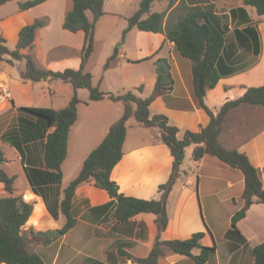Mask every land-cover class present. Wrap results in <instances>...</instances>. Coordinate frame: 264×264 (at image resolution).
<instances>
[{
	"label": "crops",
	"instance_id": "obj_1",
	"mask_svg": "<svg viewBox=\"0 0 264 264\" xmlns=\"http://www.w3.org/2000/svg\"><path fill=\"white\" fill-rule=\"evenodd\" d=\"M17 1L18 10L14 14L16 18L13 19L15 26L11 39L3 31V23L8 16L0 18V36L7 39L8 48H16L19 32L24 26L36 19L47 18L48 24L37 31L33 47L23 50L22 53L31 55L36 65L44 70L79 69L85 34L82 31L71 33L63 29L65 16L72 9L71 0H47L27 11H20L19 3L30 0ZM142 1L105 0L103 10L106 15H126L128 20L139 10ZM208 1L214 4L218 15L230 16V30L221 66L231 74L224 76L205 97L208 108L217 114L226 102L238 99L247 88L264 85V17L259 16L254 7L246 6V0ZM156 2H162L158 10H155ZM177 4L168 10L169 1L157 0L152 3L151 13H170ZM239 9H244L246 13L237 12ZM88 16L92 20L90 13ZM248 27L254 31L246 32ZM135 29L137 28L132 30ZM136 32L137 41L132 52L134 56H129L130 48L126 42L120 48L115 47L113 53L117 50V57L111 61L108 71L118 70L124 77L127 76L125 71L128 65L135 64L136 61H145L151 57L168 59L174 79L173 90L152 103L150 115L166 116L169 124L179 129L177 136L180 140L187 131H201L209 124L210 117L199 106L195 97L191 62L181 57L175 44L167 40L165 35L140 30ZM256 34L260 42L259 53L256 48ZM245 53L255 58L251 59ZM90 59L86 65L89 73ZM154 59H151L153 64ZM0 61L3 62L0 67V148L5 155L1 168L10 177L16 178L17 193L33 204V213L24 231L30 229L38 233L59 230L67 221L60 207L65 196L64 190L79 175L89 154L102 143L111 126L119 120V111L114 107L117 103L107 101L108 99L91 102L89 97L87 99L81 96V91H66L65 106L56 108L52 100L58 91H49L53 94L50 95L51 99H47L45 91L35 89L34 83L40 82L24 81L21 78L25 61H15L13 65L1 59ZM13 74L15 79L11 78ZM145 75L144 73L140 79ZM92 76L94 79L93 74ZM146 77L147 82L155 87V65L152 73ZM41 82L52 87L56 81ZM103 82L102 77L97 85L100 89ZM13 87L15 91L12 90ZM75 94L81 102L77 106V121L69 134L67 157L61 167L62 181L44 183L34 172L46 171L44 142L31 141L19 150L5 142L4 137H7L10 129H18L20 108L61 110L69 105ZM153 108H156L154 113ZM238 109L229 113L219 141L227 149L245 153L260 170L264 184V107L245 106ZM22 115L36 120L32 116ZM237 115L243 117L238 124L234 120ZM136 128L131 137L127 134L123 157L113 169L111 179L125 196L160 200L159 187L170 179L174 158L169 148L160 141L159 128H146L139 123ZM53 130L51 128L49 133ZM143 134L146 135L144 139L141 138ZM192 152V148L187 150L181 166L182 176L168 197L169 220L160 235L156 215L142 213L127 222H119L115 217V206L110 204L112 199L109 194L91 183H83L77 188L72 200L71 213L76 220L74 228L50 244L29 242L28 252L40 256L44 264H93L96 261L104 264H134L123 257L121 252H127L136 258H146L158 236L161 241H172L187 240L196 233H203L201 244L216 246L215 254L205 264H255L252 250L264 243V204H253L245 218L238 223L239 231L247 240L246 244H239L228 238L232 217L244 205L243 174L212 156H205L201 161L194 162ZM217 212L226 224L218 231L213 225ZM200 252L199 249H194L192 253L199 255ZM157 264L196 263L188 256L165 250Z\"/></svg>",
	"mask_w": 264,
	"mask_h": 264
},
{
	"label": "trees",
	"instance_id": "obj_2",
	"mask_svg": "<svg viewBox=\"0 0 264 264\" xmlns=\"http://www.w3.org/2000/svg\"><path fill=\"white\" fill-rule=\"evenodd\" d=\"M14 0H0V7ZM47 0H30L19 3L20 11H27ZM157 0H143L139 10L128 19V28L124 34L137 28L140 31L161 33L166 39L173 42L182 58L192 64L193 91L199 103L210 117L209 124L199 132L187 131L183 139H178L179 129L169 124L164 115H150V106L161 96L168 95L173 90L174 79L171 73V64L168 59L159 58L155 61L157 79L153 93L148 98L138 97L129 91L116 95L101 91L99 86L93 85V76L86 71V65L95 48L96 23L105 14L103 7L105 0H71L72 9L67 12L63 29L71 33L82 31L85 34V43L81 51L79 69H65L63 71L44 70L36 65L31 55H25L23 50L31 49L34 45L37 31L48 24V19H36L33 23L24 26L18 35L16 48L11 50L7 40L0 36V59L13 65L15 61H25V69L21 73L24 81H62L70 84L74 91L87 89L90 101L109 99L124 104L122 117L111 126L102 143L94 149L87 159L79 175L64 190V199L61 210L66 216V224L55 231L34 232L40 238V243L50 244L65 236L76 224L71 213L72 200L77 188L83 183H91L95 187L106 191L115 206V217L119 222H127L131 218L142 214H154L157 217L159 235L168 224L167 202L168 197L182 176L181 166L186 152L192 148L194 162L201 161L205 156L217 158L232 169L239 170L244 177L245 187L242 193L244 205L232 217L231 229L227 237L246 244L247 240L238 229V223L245 218L247 211L253 204H264V184L261 173L248 156L238 150H230L222 146L219 141L224 123L232 110L240 107H264V85L247 88L245 93L235 100L226 102L217 114H214L206 105L205 97L209 90L214 89L220 80L231 74L222 69L221 59L230 30V16H220L215 11L214 4L202 0H167L169 9L177 6L170 12L151 13L152 3ZM194 1V3H193ZM246 6L254 7L257 14L264 17V0H246ZM237 12H244L239 9ZM235 12V13H237ZM88 13L92 15L90 20ZM247 15V14H246ZM232 19L234 18L231 15ZM249 24V21H248ZM254 31L248 27L246 32ZM255 33V32H254ZM241 36L244 38L243 34ZM256 38V48L259 53L260 42ZM242 39V38H241ZM257 53V54H258ZM117 57V50L108 59L104 68L108 69L112 60ZM152 58V57H151ZM138 62V61H137ZM143 91V86L138 88ZM80 99L75 94L69 105L61 110L52 108H20L18 129L8 131L5 142L17 149L31 141L44 142V163L46 171L34 170L41 181L48 183L62 181V164L68 153V140L72 126L77 121V106ZM135 105V108L133 107ZM36 120H30L26 116ZM134 118L146 128H159L160 141L165 144L174 158L173 171L167 183L159 187L160 200H144L125 196L119 186L111 179V173L123 157V145L127 137V122ZM54 128L52 132L49 130ZM5 162V155L0 148V263L3 264H44L40 256L30 254L27 250L28 239L24 231L33 213V204L27 202L23 195L17 193L15 177H10L1 165ZM109 204V205H110ZM203 233H196L187 240L161 241L158 236L153 249L146 258H136L127 252L121 255L134 264H157L165 250L188 256L196 264H205L215 254L216 246H203ZM199 249V255H193V250ZM255 264H264V243L252 250ZM93 264H104L99 261Z\"/></svg>",
	"mask_w": 264,
	"mask_h": 264
},
{
	"label": "rangeland",
	"instance_id": "obj_3",
	"mask_svg": "<svg viewBox=\"0 0 264 264\" xmlns=\"http://www.w3.org/2000/svg\"><path fill=\"white\" fill-rule=\"evenodd\" d=\"M70 3V1H69ZM162 2H156L155 4V10L160 9V5ZM18 10V1H13L10 2L2 7H0V18L1 17H6L8 16L7 21H5L3 23L4 25V29L3 31L6 32V34L9 36V38L11 39L12 37V31H13V26H15L13 24V19L16 18L15 17V13ZM104 14L102 16V18H100L96 24V46H95V52L92 55L91 59H90V63H89V70L90 72L94 75V79H93V85L97 86L98 83L100 82V79H102V77L104 78V82L101 84V91L105 92H112L116 95L119 94H124L127 93L129 91L134 92L138 97L141 98H148L152 92H153V87L150 83L147 82V75L152 73L153 71V65H155V61L161 57H156L154 59L153 58H149L147 60H143V61H136L134 62L135 64H130L128 65V68H126L125 73L127 74V76H121L120 72L118 70H113V71H108V69H105L104 66L106 64V62L108 61V59L112 56L114 48L115 47H119L120 45L124 42L127 43V45L129 46V56L132 57L134 56V54L132 53L134 50V46L136 45V41H137V29L132 30L127 32L126 34H124L125 30L128 28V20H127V16L126 15H119V16H111V15H106ZM91 17V16H90ZM15 20V19H14ZM7 40V39H6ZM11 47V46H9ZM14 48V45H13ZM245 55L248 57H251V59L255 58L252 57V55H248L245 53ZM154 59V64H153V60ZM2 63L0 61V67L2 66ZM144 73L146 74L145 77L143 79H140V77H142L144 75ZM15 74V72H14ZM14 74L12 75V79L14 77ZM36 85L37 91H45L47 93V99H51L50 95H52L53 93L49 92V91H58L57 95L55 97H53V102H54V106L56 108H60L65 106V99L67 97V92L66 91H74V89L58 80L55 82V84L51 87L49 86V84H47L46 82H40V83H34ZM140 85H144L143 87V91L139 92L138 88L140 87ZM50 88V89H49ZM52 88V89H51ZM13 91H15V88H12ZM77 91H81V96L85 97L88 99L89 97V91L87 89H78ZM170 94V93H169ZM166 96V95H165ZM105 100V99H104ZM90 101V99H89ZM102 101V100H101ZM109 101V99L107 100ZM111 101V100H110ZM91 102H98V101H91ZM117 103L115 104L114 107H116L119 111V119L122 117V114L124 112V104L119 103V102H114ZM135 108V105L133 106ZM156 110V108L152 109V113H154ZM239 110V109H238ZM261 110V108H260ZM257 110V111H260ZM241 111V110H239ZM247 115H249V112L246 113ZM243 117H241V115H237L234 120L235 123H240L241 119ZM117 122V121H116ZM115 122V123H116ZM138 125V122L134 119L131 118L128 122H127V134L131 137V135L134 133L136 126ZM137 129V128H136ZM141 138H146V135L143 134V136ZM22 195V194H21ZM5 196V194L0 192V197ZM217 211V210H216ZM218 212H217V216L215 217V219L213 220V225L216 228V230H221L225 227V221L223 217L218 216ZM34 231V230H33ZM26 237L28 239V243L29 242H38L40 241V238L34 234H31V230L28 229L26 230ZM30 238V239H29Z\"/></svg>",
	"mask_w": 264,
	"mask_h": 264
}]
</instances>
